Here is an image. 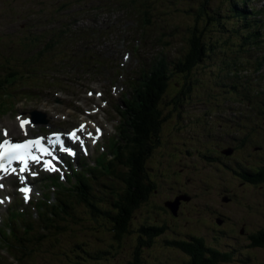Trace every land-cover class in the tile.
Masks as SVG:
<instances>
[{
	"label": "trees",
	"instance_id": "1",
	"mask_svg": "<svg viewBox=\"0 0 264 264\" xmlns=\"http://www.w3.org/2000/svg\"><path fill=\"white\" fill-rule=\"evenodd\" d=\"M212 1L215 3V0ZM116 4L118 3L116 2ZM191 44L192 52L190 53V57L192 55L195 57L197 55V41L193 40ZM161 90L162 89L159 87L148 89L145 93L144 107L143 105L138 107L140 119L137 126H135L136 132L134 134H136V145L139 144V147L137 150L134 149L130 152L128 163L130 162L131 169L129 172L124 173L125 184H127V186L125 190L119 192L122 194V201L115 209L118 210V215H116L115 218H111L110 216L107 217L108 219H111L114 226L111 229L112 234H108L109 239L105 256L106 260L119 257L122 264H134L135 262H145L148 257H153V264H157L158 252L153 250L154 247L150 246L151 243L149 244L153 237V232H151L153 230L145 223L143 224L146 228L143 225L138 227L137 225L139 224V221H137L136 217L140 218L143 222H147V218H150L153 214L150 206L151 200H146L147 193L150 191L149 188L153 187H151L149 181H147L146 172L143 167V162L147 160L145 155L146 153L148 154V149H146L145 146H148L149 148L150 145V143L147 142L151 141L152 138H155L158 140L162 139L164 144V141H167L169 145H173V139L168 135L167 128L161 124L159 115L151 108L156 100L157 94L159 95ZM125 153L128 154L127 151H125ZM259 192L262 193L264 197V192L262 190ZM113 193L116 201L117 196L119 197V193L118 191H114ZM142 205H144V207L141 209ZM139 209H141V212L136 214ZM217 210L223 218L229 219L227 218V213L221 209ZM262 217L264 218V213H262ZM192 222L194 223L195 221L192 220ZM190 228L195 227L191 226ZM132 231L135 232L138 237L132 236ZM143 232L145 233L144 237L147 235V239L145 240L142 237ZM248 237L250 238V242H248L246 246L247 254H250L252 257L251 260L255 257L253 264H264V225L250 232ZM162 241L166 243L168 238L164 237ZM182 245H184V249L186 250L184 251L185 254L189 258L191 257V260L188 262L189 264H210L221 260L220 258H213L211 254L209 255L208 251L207 256L206 247H204L202 243H187L184 241L182 242ZM78 246L82 249L80 245ZM254 249L257 251L262 250L260 251L261 254L260 252L253 254ZM158 264L167 263L159 257Z\"/></svg>",
	"mask_w": 264,
	"mask_h": 264
},
{
	"label": "rangeland",
	"instance_id": "2",
	"mask_svg": "<svg viewBox=\"0 0 264 264\" xmlns=\"http://www.w3.org/2000/svg\"><path fill=\"white\" fill-rule=\"evenodd\" d=\"M114 0H108V2L113 3ZM93 6H98L99 4V0H91L90 1ZM107 2V5H109ZM51 0H42V4H50ZM103 3V1H102ZM149 18V17H148ZM191 21V20H190ZM193 24L198 27L200 24V21H193ZM148 27H152V24H149ZM177 29V28H176ZM184 30L186 32H188L187 29H183L182 27L178 28V34H180V32H184ZM204 30L205 31H212V22L210 20H204ZM176 31L174 28L169 30L170 34H174ZM181 35V34H180ZM174 39V38H172ZM186 37L183 36L181 37V40H179L180 44H187L189 45L190 43L188 41H186ZM226 49V48H225ZM227 52V56L230 54V52L226 49ZM222 55L223 53L219 50L215 51V54L213 55L212 59L214 61H218L217 64L221 61L222 59ZM221 56V59H220ZM200 80H198V82H200ZM119 86V84H118ZM126 118V116H125ZM230 136L233 137L234 135L232 133H230ZM139 147V144L135 145V150H137V148ZM160 147L157 146L156 149H159ZM133 149V150H134ZM154 157L157 156V158H160L159 155H153ZM205 163V162H203ZM203 163L198 164L195 168V173L194 175H197L199 177H202V174L204 173L205 170L210 171L211 168L210 166L206 164V167L203 166ZM185 174V173H184ZM206 182V181H205ZM236 183H232L234 184V189L229 191V194L232 193L235 195L234 198V202L231 205L227 206V210H223L225 213H227L233 217H231V222H230V226H228V228L230 229V227H232L233 229H236V231H239V236L240 239L242 240V243L247 242V240H245L246 236L248 234H250V232H252L253 230H255L256 228H259L260 226L264 225V220L262 218H260V213L262 215V213H264V198L261 199V193L259 191H253V192H248L244 190V188H240L237 184V181H234ZM194 184V183H193ZM195 192H197L198 194H200L199 192H201V189L195 188ZM229 215V216H230ZM195 217L198 216V214L194 215ZM230 219V217H229ZM230 221V220H229ZM243 229V231H241ZM169 234V233H168ZM160 248H162L163 250H167L169 248H167V246L163 247L162 243L159 246ZM243 251V255H237L235 256V258H241V261L239 262H230V264H253V262L255 261V257H253L254 259H252V257L250 256V254H247V250L246 248L242 249ZM254 253H259L260 251H257L256 249L253 250ZM261 254V252H260ZM257 254V255H260ZM164 255H166V253L164 251L159 252L158 256L161 258Z\"/></svg>",
	"mask_w": 264,
	"mask_h": 264
},
{
	"label": "snow or ice",
	"instance_id": "3",
	"mask_svg": "<svg viewBox=\"0 0 264 264\" xmlns=\"http://www.w3.org/2000/svg\"><path fill=\"white\" fill-rule=\"evenodd\" d=\"M125 59H127V57H125ZM89 95H91V93H89ZM97 95H99V94H97ZM20 119H21L20 117H17V120H20ZM24 123H25L24 121H21V125H20L21 128H23ZM81 130H83V125L81 126ZM7 134L8 133L5 130V135H7ZM54 135H56L57 137L59 136V134H54ZM69 135H73L74 136V133H70ZM89 135H91V134H89ZM30 144H31V142H27V143H25L23 145H8V142L4 141L3 144H0V147H4L5 145H7V148H6V150L4 152H0V157L8 155L9 153H14V152H16L17 149L22 148V147L23 148H27V147H29ZM81 147H83V142H81ZM61 150L62 151H67L69 154H72V155L75 154L72 149L61 148ZM0 169H2V166H0ZM21 171H23V169H21ZM0 179H3V176H0ZM19 179H20L21 183H24V181H25V177L24 176H20ZM2 187H3V184H0V188H2ZM20 191L23 192L24 189L22 188V189H20ZM27 199H28V197L25 196V201L26 202H27ZM0 203H2V201H0Z\"/></svg>",
	"mask_w": 264,
	"mask_h": 264
},
{
	"label": "bare ground",
	"instance_id": "4",
	"mask_svg": "<svg viewBox=\"0 0 264 264\" xmlns=\"http://www.w3.org/2000/svg\"><path fill=\"white\" fill-rule=\"evenodd\" d=\"M118 3V1H117ZM238 8L242 9L246 15V18H247V21L253 25V22L250 18V13H249V10L245 4V0H239L238 1V4H237ZM253 7L256 9V10H264V0H256L254 3H253ZM118 116L121 118V119H124L125 118V112L123 111V109H121L118 113ZM65 122V121H64ZM66 123V122H65ZM8 128L9 129H12V125L11 124H7ZM117 153L120 157L122 158H125L128 160V154L125 153V151L123 150H119L117 149Z\"/></svg>",
	"mask_w": 264,
	"mask_h": 264
}]
</instances>
